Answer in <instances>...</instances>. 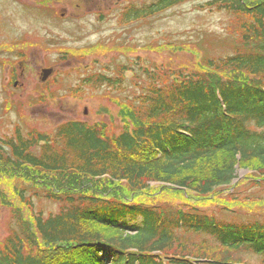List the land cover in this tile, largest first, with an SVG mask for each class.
I'll list each match as a JSON object with an SVG mask.
<instances>
[{
    "label": "trees",
    "instance_id": "trees-1",
    "mask_svg": "<svg viewBox=\"0 0 264 264\" xmlns=\"http://www.w3.org/2000/svg\"><path fill=\"white\" fill-rule=\"evenodd\" d=\"M192 1L129 5L118 22L145 21ZM246 2L208 0L198 6L230 16L237 48L230 55L205 58L202 74L142 69L141 91L128 98L120 112L131 128L112 134L104 124L67 121L51 136L17 129L0 138V165L39 181L37 187L30 183L17 190L32 217L24 223L27 227L12 230L0 244V261L246 264L241 256L248 255L264 264V224L222 223L197 208L182 211L137 200L150 183L206 198L230 185L237 165L257 174L255 182L264 181V0ZM123 79L118 73H96L81 82L96 91L121 90ZM221 152L229 154L230 165L216 163ZM52 176L71 177L91 187L102 184L104 189L93 193L70 187L75 182L59 189L44 186ZM33 198L59 209L48 215L35 212ZM111 230L131 234L134 240L118 239ZM191 235L202 239L194 242Z\"/></svg>",
    "mask_w": 264,
    "mask_h": 264
},
{
    "label": "rangeland",
    "instance_id": "rangeland-1",
    "mask_svg": "<svg viewBox=\"0 0 264 264\" xmlns=\"http://www.w3.org/2000/svg\"><path fill=\"white\" fill-rule=\"evenodd\" d=\"M151 1L0 0V138L11 136L17 129L23 134L33 130L51 136L59 124L67 121L104 124L109 133L118 134L132 127L120 112L126 100L141 91L138 76L142 69L160 67L170 72L202 74L206 71L205 58L230 55L237 48L230 16L199 10L198 6L208 0H194L145 21L126 25L118 22L122 9ZM122 66L126 68L122 70ZM45 69L53 72L41 82ZM96 73L121 74L122 89L96 91L85 87L81 79ZM215 161L219 166L232 162L225 152L219 153ZM71 179L43 178L44 186L49 188L55 185L59 189L75 182L70 187L93 193L104 189L102 184L91 187ZM257 179V174L237 165L230 185L206 198L150 183L149 190L137 200L182 211L197 208L222 223L264 224V181L257 183ZM30 183L37 187L39 181L27 172H11L0 165V244L12 230L27 227L32 217L16 195ZM32 202L35 212L44 215L59 209L44 199L33 198ZM111 232L118 239L134 240L131 234ZM189 238L194 242L202 239L193 235ZM241 259L246 264L260 262L248 255Z\"/></svg>",
    "mask_w": 264,
    "mask_h": 264
},
{
    "label": "water",
    "instance_id": "water-1",
    "mask_svg": "<svg viewBox=\"0 0 264 264\" xmlns=\"http://www.w3.org/2000/svg\"><path fill=\"white\" fill-rule=\"evenodd\" d=\"M51 73H52L51 69L42 70L41 82H45Z\"/></svg>",
    "mask_w": 264,
    "mask_h": 264
}]
</instances>
